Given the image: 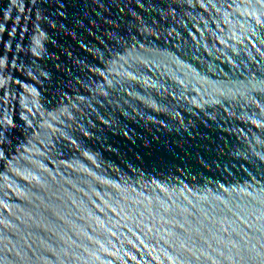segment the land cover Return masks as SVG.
Returning <instances> with one entry per match:
<instances>
[{
	"label": "water",
	"instance_id": "obj_1",
	"mask_svg": "<svg viewBox=\"0 0 264 264\" xmlns=\"http://www.w3.org/2000/svg\"><path fill=\"white\" fill-rule=\"evenodd\" d=\"M0 264H264V0H0Z\"/></svg>",
	"mask_w": 264,
	"mask_h": 264
}]
</instances>
